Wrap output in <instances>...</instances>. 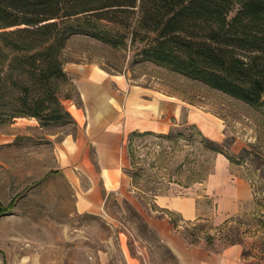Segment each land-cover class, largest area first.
<instances>
[{
  "label": "rangeland",
  "instance_id": "1",
  "mask_svg": "<svg viewBox=\"0 0 264 264\" xmlns=\"http://www.w3.org/2000/svg\"><path fill=\"white\" fill-rule=\"evenodd\" d=\"M100 27L111 30L117 43L76 33L67 40L63 61L95 64L108 74H125L130 83L185 100L191 119L164 133L130 135L122 168L126 191L111 192L105 205L90 213L78 211L76 188L57 155L63 138L76 133L73 106L71 113L67 110L71 119L61 125L42 127L32 117L0 124V204L15 200L0 217V264H178L149 221L152 199L203 182L219 155L257 194V204L218 227L221 237L245 242L264 258V107L143 60L142 43L129 31L106 22ZM63 92L78 103L70 83ZM182 114L186 117L187 109ZM201 126L212 127V138ZM205 225H192L186 236L192 242L197 234L206 236L210 225Z\"/></svg>",
  "mask_w": 264,
  "mask_h": 264
},
{
  "label": "trees",
  "instance_id": "2",
  "mask_svg": "<svg viewBox=\"0 0 264 264\" xmlns=\"http://www.w3.org/2000/svg\"><path fill=\"white\" fill-rule=\"evenodd\" d=\"M105 22L137 38L143 60L264 107V0H0V124L70 120L62 51L76 33L117 43Z\"/></svg>",
  "mask_w": 264,
  "mask_h": 264
},
{
  "label": "crops",
  "instance_id": "3",
  "mask_svg": "<svg viewBox=\"0 0 264 264\" xmlns=\"http://www.w3.org/2000/svg\"><path fill=\"white\" fill-rule=\"evenodd\" d=\"M64 70L78 97V103L63 99L66 110L71 113L69 107L73 106L77 113V117L71 114L76 133L63 138L57 155L62 172L76 188L78 211L90 213L100 210L111 192L126 191L128 181L122 168L130 135L164 133L191 117L185 100L176 99L178 102L150 87L130 83L125 74H108L95 64L72 61L64 62ZM185 109L188 114L181 117ZM201 127L212 138V127ZM256 199L251 182L233 173L228 160L219 155L203 182L178 193L155 195L149 221L178 264H264V258L248 249L247 243L222 238L218 230L257 204ZM205 224L210 225L206 236L197 234L195 242L186 236L192 225Z\"/></svg>",
  "mask_w": 264,
  "mask_h": 264
}]
</instances>
